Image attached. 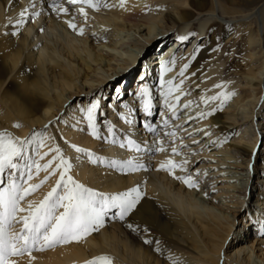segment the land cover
Here are the masks:
<instances>
[{
  "label": "bare ground",
  "instance_id": "obj_1",
  "mask_svg": "<svg viewBox=\"0 0 264 264\" xmlns=\"http://www.w3.org/2000/svg\"><path fill=\"white\" fill-rule=\"evenodd\" d=\"M33 2L0 0V132L21 140L32 139L35 133L55 137L40 148L41 155L58 145L73 164L70 174L79 183L106 194L138 186L143 197L124 221L113 216L115 210H111L104 225L79 242L13 257L17 264H87L101 256L111 257L113 264H264V169L259 170L264 166V0H125L123 5L121 0H107L109 6L99 9L61 0L69 8L66 14L53 13L43 0H35V10L42 15L31 17L19 28L18 35L11 34L17 31L14 25L20 12L25 8L31 11ZM81 7L87 17L80 13ZM68 21L75 23L77 30L71 29ZM79 28H84L83 35ZM218 33L225 38L224 45ZM183 34L199 42L193 48L188 43L177 50L176 62L163 75L158 72L161 65L151 58L152 51L140 59L147 44L176 36L160 51L163 57ZM137 59L145 68L139 70V79L134 81ZM185 64L189 67L182 89L169 97H181L178 118L172 117L169 128H164L163 120L171 112L164 105L161 82L173 78L178 84ZM113 81L121 82L112 99L125 95L108 103L103 97ZM124 81L128 82L125 87L121 84ZM133 81L137 82L135 93L127 98V88ZM146 85L152 102L163 107L158 119L151 122L156 134L142 126L154 116L144 112L143 102L149 97L142 99L139 95ZM222 92L235 95L223 106L219 101L203 102ZM80 97L87 102H81ZM153 97L159 99L154 101ZM75 99L77 103H73ZM98 100L100 139L92 135L80 111ZM189 101H193L192 106L184 109ZM217 108L220 110L214 111ZM201 112L214 114L189 119ZM108 124L114 134L108 133ZM176 125L183 127L173 144L166 133ZM129 140L136 141L144 151L119 146L128 145ZM157 144L164 150L149 151ZM72 145L92 155L78 153ZM173 146L180 149L179 155L172 153ZM29 154L35 155V145L29 146ZM52 155L39 163H47ZM214 155L220 156V165L231 162L227 167L239 169L240 182L234 186L238 198L233 202L241 206L236 212L217 199L216 180L201 173L203 165L191 172L198 159ZM134 157L143 169L122 172L109 167L114 160L123 162ZM169 159L178 165L185 160L188 163L173 172L167 167L161 169ZM47 175L44 171L33 173L30 183L39 184ZM186 175H192L198 186L189 187L176 178ZM58 179L59 172L27 200L41 201ZM253 197L257 204L249 202ZM245 202V207L255 212L250 219L257 226L252 240L243 238L246 229L243 233V228H236L237 214Z\"/></svg>",
  "mask_w": 264,
  "mask_h": 264
},
{
  "label": "snow or ice",
  "instance_id": "obj_2",
  "mask_svg": "<svg viewBox=\"0 0 264 264\" xmlns=\"http://www.w3.org/2000/svg\"><path fill=\"white\" fill-rule=\"evenodd\" d=\"M47 4L48 9L53 13H68L69 8L64 7L61 0H51L48 4L47 0H43ZM70 5H88L89 7L99 9L100 7L107 8V0H67ZM125 0H121L123 5ZM37 3L30 5L32 9L25 8L19 14V19L15 21L14 27L17 31L11 33L13 35L19 34V28L26 23L31 17H39L42 15L41 11H36ZM85 17L87 13L84 8L79 9ZM69 27L77 30V25L68 21ZM42 31V29H41ZM79 34H84V28L78 29ZM181 39H184L183 37ZM168 63H174L169 61ZM189 65L185 64L179 73V83L174 80L162 81L161 88L163 90L164 105L171 116L163 120V127L169 128L172 117L178 118L177 105L180 96L174 99H169L174 92H180L184 84V74ZM163 70H168V65L163 66ZM168 85L165 90L164 85ZM221 88L223 85H216ZM188 93H183L187 95ZM140 97H149L144 100V112L148 117L154 115L155 104L152 102L150 96V88L146 85L139 93ZM222 92L219 95L208 97L204 99V103L208 104L213 101H219L221 106L225 104L230 96ZM193 101L183 105L184 109L192 106ZM101 109L100 101L90 103L87 108H81L80 111L84 113L83 119L87 122V127L92 129V135L97 139L101 138L100 125L97 123V111ZM217 108L214 111H219ZM214 112H201L198 117H189V119H203L211 116ZM127 119V118H126ZM127 123H133L132 120H127ZM150 133H157V128L154 123L148 122L142 125ZM20 127V125H16ZM183 126L176 125L175 130L168 131L166 136L174 144L177 137V131ZM108 133H113V126L107 125ZM205 135H210L205 133ZM191 136V134H189ZM47 140H55V137L45 136L42 133H35L32 139L21 140L14 138L11 133L0 132V264H17L13 257H20L25 254H31L33 251H43L62 244H68L73 241L85 238L93 231H98L105 223V218L109 211L115 210L113 216L121 221L132 213L143 197V192L140 187H133L127 191L118 192L115 194H106L99 191H94L89 187H85L79 183L70 174L73 164L64 156L61 148L57 145L54 148H49V152L43 155L40 153V148L45 146ZM109 143H115L110 140ZM198 144L199 141H193ZM35 145V155L29 154V146ZM120 147L134 146L137 152L144 151L138 143L134 140H129L128 145L121 143ZM76 152L91 156L92 153L87 152L82 147L72 145ZM187 148V145H183ZM164 149L157 144L154 150L149 151H163ZM171 151L174 155H179L180 149L173 146ZM49 153H54L52 158L47 163L40 164L39 160H43ZM93 163L96 161L93 160ZM188 162L185 160L183 164H177L174 160L169 159L167 165L161 164L160 168L169 172H173L176 167H184ZM109 167L117 168L120 171L127 170L128 172H135L144 168V165L135 157L127 161H112ZM51 169V171H49ZM41 171L47 172L44 180L39 184H32L33 173L39 174ZM59 172V179L55 186L47 193V195L39 202L28 201L27 197L37 191L43 183L56 175ZM183 179L184 183L189 187H196L197 181L192 175L185 177H176ZM22 203H26L27 207H23ZM129 227H133L129 224ZM264 229V225H262ZM146 243H153L151 240H146ZM158 243V242H157ZM34 259V257H33ZM87 264H113L112 258L109 256L96 257L87 262ZM179 264V261L176 262Z\"/></svg>",
  "mask_w": 264,
  "mask_h": 264
},
{
  "label": "rangeland",
  "instance_id": "obj_3",
  "mask_svg": "<svg viewBox=\"0 0 264 264\" xmlns=\"http://www.w3.org/2000/svg\"><path fill=\"white\" fill-rule=\"evenodd\" d=\"M97 23V22H96ZM89 28H91L90 26H88L87 27V29H89ZM219 34V39H220V42H221V44L222 45H224L225 44V38H223L222 37V34L221 33H218ZM174 40V39H173ZM172 42V41H171ZM170 42V43H171ZM160 43H162L160 40H156V41H154V42H152V43H149V44H147L146 45V47H148L147 49H146V47H145V50H144V53L141 55V57H140V59L142 58V57H144L145 56V54H146V52H148V51H154L155 50V48L160 44ZM153 44V45H152ZM167 45H168V42L166 43ZM166 44H163L162 45V49L166 46ZM229 48H230V46H229ZM162 49H161V51H162ZM152 55H153V53H151ZM159 54H160V52H159ZM151 58H153V57H151ZM140 59H137V62L135 63V67H134V75H133V80H135L136 78H137V76H139L140 74H141V72L139 71V70H142L143 68H145V67H140V65H141V62H142V60H140ZM142 66V65H141ZM140 68V69H139ZM125 72V71H124ZM138 73V74H137ZM169 80H174L173 78H169L168 79V81ZM129 81V80H128ZM119 82H121V81H119ZM118 81H116L115 83H114V81L112 82V83H110L109 84V86H108V88H107V92H106V94L104 95V101H105V99H107V100H110V98H111V94L114 92V90L116 89V88H118V83H119ZM126 82L127 81H124V82H122L121 84H123V87H125V85H126ZM130 82V81H129ZM117 83V84H116ZM127 84H128V82H127ZM166 85V84H165ZM116 87V88H115ZM166 87H168V85H166ZM115 88V89H114ZM109 92V93H108ZM110 95V97L108 98V96ZM127 95H128V93H127ZM126 95V96H127ZM82 97H84V96H82ZM158 97L160 98V96L158 95ZM126 98V97H125ZM128 98V97H127ZM158 98V99H159ZM80 99H81V102L82 101H85V102H87L85 99H83V98H81L80 97ZM153 99H154V101H157L158 99H156V98H154L153 97ZM161 99H163V98H161ZM106 100V101H107ZM92 100H89V102H91ZM77 103V101H76V99H75V101L73 102V103ZM161 102V101H160ZM154 104H155V111H154V116H153V119H151L150 120V122H154V121H156L157 119H158V113H159V110H162L163 109V107H160L159 105H160V103L158 104V103H155V102H153ZM159 106V107H158ZM156 107H158L157 109H156ZM142 111V110H141ZM137 113H140V112H138V110H137ZM141 115V114H140ZM147 116V115H146ZM264 141V140H263ZM211 152H213V150H211L209 153H211ZM220 156L219 155H214V157H202L201 159H198L199 161H198V163H197V165L196 166H194L195 168H193L192 170H191V172L193 171V170H195V169H197L200 165H203V168L202 167H200L201 168V173L202 174H206L207 173V175L208 176H213L214 177V180H216V182L215 183H217V185H216V188L218 189L216 192H215V195L217 196V199H219V201L222 203V204H224L225 206H230L231 207V209L232 210H234L235 212L236 211H238V209L240 208L239 206H241L239 203H234L233 202V200H235L236 198H238V193L236 192V188H234V186H235V182H240V178H241V175L240 174H238L237 172H238V170L239 169H235V168H233V167H227V166H229L230 165V163L231 162H228L227 163V166H223V165H220ZM219 160V161H218ZM261 163V160H259V164ZM263 164H264V161L262 162ZM191 167V166H190ZM202 169H203V171H202ZM264 169V166H262V165H260L259 166V170H263ZM188 170H190V168L188 169ZM217 172V173H216ZM220 172H223V173H221V175H218ZM194 173H196V172H194ZM199 174L200 176L202 175V174ZM198 175V176H199ZM229 176V177H228ZM231 176V177H230ZM236 178V179H235ZM235 179V181H233ZM227 180V181H226ZM242 183H243V181H242ZM237 185V184H236ZM231 186H233V187H231ZM238 187H239V184L237 185ZM196 192V191H195ZM232 196H234V197H232ZM249 202H251V204H257L256 203V201H255V197H253V198H251V199H249ZM245 204H246V202L242 205L243 207V209H242V211H240L239 212V214H237L238 215V217H237V222H236V228L238 229V228H243V233H244V229H246L247 231H246V233L244 234L245 236H243V238H247V240L249 239V240H252V239H254L255 238V236H256V234H255V230H256V227L257 226H255V224H251L250 223V219H251V217H252V214L253 213H255V212H251L252 210H248V208L247 207H245ZM247 221H249V225H247L248 223H247ZM253 229H255V230H253ZM232 234V233H231ZM253 234V235H252ZM254 234H255V236H254ZM233 235V234H232ZM230 236V238H231V235H229ZM231 239H233V237L231 238ZM230 239V240H231Z\"/></svg>",
  "mask_w": 264,
  "mask_h": 264
}]
</instances>
